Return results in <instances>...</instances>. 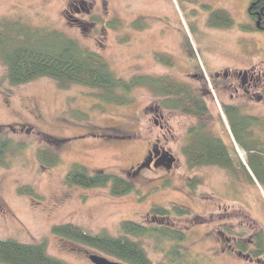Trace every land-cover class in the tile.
<instances>
[{
	"label": "rangeland",
	"instance_id": "rangeland-1",
	"mask_svg": "<svg viewBox=\"0 0 264 264\" xmlns=\"http://www.w3.org/2000/svg\"><path fill=\"white\" fill-rule=\"evenodd\" d=\"M252 1L0 0L1 27L12 21L58 31L102 54L121 77L171 76L211 95V112L199 117L165 106L144 85L125 104L101 99L86 85L61 87L48 76L13 85L0 51V134L24 142L0 163V238L45 243L49 255L68 264H95L92 254L125 262L53 227L73 223L121 235L123 222L135 220L184 230L181 250L195 264H264V254L252 252L254 237L264 231V185L242 147L248 143L264 153V31L251 30ZM216 9L226 10L234 26H211ZM224 104L255 118L248 130L240 127V116L235 122L225 114ZM199 122L230 148L234 170L189 164L183 147ZM42 146L59 156L57 165L42 163ZM158 152L169 158L156 162ZM75 163L118 174L136 188L116 195L111 183L70 185L66 176ZM158 204L185 205L190 213L154 217ZM136 239L153 262L169 261L156 237Z\"/></svg>",
	"mask_w": 264,
	"mask_h": 264
},
{
	"label": "trees",
	"instance_id": "trees-1",
	"mask_svg": "<svg viewBox=\"0 0 264 264\" xmlns=\"http://www.w3.org/2000/svg\"><path fill=\"white\" fill-rule=\"evenodd\" d=\"M254 2V1H253ZM251 10L258 9L259 2L253 3ZM253 15V14H252ZM249 13V16L252 17ZM253 18V17H252ZM255 19V17L253 18ZM234 18L224 9H216L211 14L210 25L219 28L234 26ZM264 25V18L262 20ZM247 28L245 24L243 26ZM256 30L262 28L255 27ZM0 51L8 66V79L11 84H21L41 76L55 79L61 87L69 84H81L97 89V96L119 104L131 101V92L139 85L151 87L162 103L185 114L207 117L211 112L209 93L197 92L192 85L178 81L171 76L151 77L148 75H133L124 78L114 72L107 59L97 51L81 45L77 40L61 32L47 29H37L5 21L0 26ZM167 63L170 57L163 56ZM264 94V89H263ZM225 114L242 118L240 127L248 130L253 116L242 114L238 105L224 104ZM235 117V116H234ZM243 120L246 121L244 127ZM235 122L237 118L235 117ZM234 122V123H235ZM188 142L183 151L192 166L214 164L234 170L235 163L230 148L224 140L209 130L208 124L199 122L188 130ZM242 147L248 151V164L256 178L264 185V153L258 148L245 143ZM24 142H14L9 136L0 134V163L10 151L20 152ZM38 156L44 165H57L59 156L47 146L38 148ZM249 177L253 179L245 164H241ZM66 183L83 187H95L112 184V192L122 195L133 191L136 186L126 178L107 171L91 172L84 165L75 163L66 176ZM28 189V188H27ZM30 190V189H29ZM190 213L185 205H162L153 207L154 217L183 216ZM53 232L71 238L80 243L92 246L118 260L130 264H195L187 261V255L182 252V244L187 234L184 230L175 229L165 224L147 225L135 220H126L122 224L121 235H111L106 232L93 233L73 223L55 225ZM254 237V252L264 254V231L259 230ZM156 237L160 249H164L168 262L155 263L149 257L145 247L136 238ZM170 243L165 248L164 245ZM241 247L247 249L246 244ZM0 262L3 264H68L47 253L45 243H24L12 238H0Z\"/></svg>",
	"mask_w": 264,
	"mask_h": 264
},
{
	"label": "flooded vegetation",
	"instance_id": "flooded-vegetation-1",
	"mask_svg": "<svg viewBox=\"0 0 264 264\" xmlns=\"http://www.w3.org/2000/svg\"><path fill=\"white\" fill-rule=\"evenodd\" d=\"M253 1H252L253 3L259 2L260 4H259L258 9H254V10H251L252 4H250V6H249L248 13H250L251 15L253 14L252 15L253 18L255 17V19H253L250 16V19H251V25L250 26L252 28L251 30H253V29L255 30V27H257V28H262L261 30L264 31V25H262V20L264 18V0H253ZM258 21H260V26L258 25ZM246 25L249 29V27H250V26H248L249 24H246ZM155 156H156V162L162 161L163 158H167V159L169 158L168 153H166V152H162L161 154H159V152H158V154ZM155 156H153V157H155Z\"/></svg>",
	"mask_w": 264,
	"mask_h": 264
},
{
	"label": "water",
	"instance_id": "water-1",
	"mask_svg": "<svg viewBox=\"0 0 264 264\" xmlns=\"http://www.w3.org/2000/svg\"><path fill=\"white\" fill-rule=\"evenodd\" d=\"M258 25L260 26V21H258ZM169 161H170V163H172L173 160L169 159ZM90 258L95 264H130V263H126V262L112 261L109 258H107L106 256L97 255V254L90 255Z\"/></svg>",
	"mask_w": 264,
	"mask_h": 264
}]
</instances>
